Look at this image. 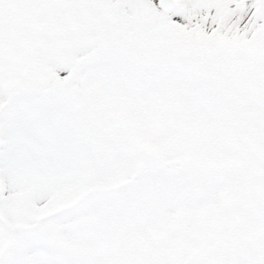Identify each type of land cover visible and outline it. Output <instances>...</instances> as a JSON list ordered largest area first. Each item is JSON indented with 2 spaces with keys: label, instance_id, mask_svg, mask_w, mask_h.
<instances>
[{
  "label": "snow or ice",
  "instance_id": "6c2138e0",
  "mask_svg": "<svg viewBox=\"0 0 264 264\" xmlns=\"http://www.w3.org/2000/svg\"><path fill=\"white\" fill-rule=\"evenodd\" d=\"M0 264H264V0H0Z\"/></svg>",
  "mask_w": 264,
  "mask_h": 264
}]
</instances>
